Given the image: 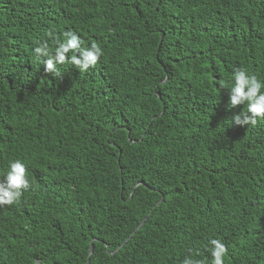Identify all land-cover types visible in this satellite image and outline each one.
<instances>
[{"label":"trees","instance_id":"obj_1","mask_svg":"<svg viewBox=\"0 0 264 264\" xmlns=\"http://www.w3.org/2000/svg\"><path fill=\"white\" fill-rule=\"evenodd\" d=\"M87 259L264 264V0H0V264Z\"/></svg>","mask_w":264,"mask_h":264},{"label":"water","instance_id":"obj_2","mask_svg":"<svg viewBox=\"0 0 264 264\" xmlns=\"http://www.w3.org/2000/svg\"><path fill=\"white\" fill-rule=\"evenodd\" d=\"M145 222V218L141 221V223L138 225V227L136 228V230L139 228V227H141L142 226V224ZM134 233V232H133ZM132 233V234H133ZM131 234V235H132ZM122 245H120L114 252H116V251H118V249L121 247ZM105 249H106V251L108 252V246H105ZM88 252H89V255H88V258H89V256L92 254V252H93V246H92V241L90 242V244H89V249H88ZM114 252H112L111 254H113ZM86 264H89V262H88V259H87V263Z\"/></svg>","mask_w":264,"mask_h":264}]
</instances>
